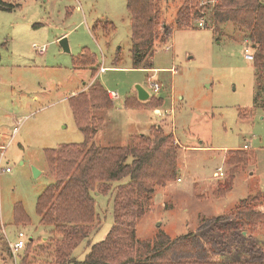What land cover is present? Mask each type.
Listing matches in <instances>:
<instances>
[{
    "label": "rangeland",
    "instance_id": "374dc122",
    "mask_svg": "<svg viewBox=\"0 0 264 264\" xmlns=\"http://www.w3.org/2000/svg\"><path fill=\"white\" fill-rule=\"evenodd\" d=\"M1 1L9 9H0V264L54 259L58 236L36 212L37 197L54 181L45 150L84 140L69 98L88 95L95 82L111 105L90 110L97 129L92 142L132 146L159 126L177 145L176 178L156 187L149 201L139 200L136 237L194 234L217 243L214 260L249 261L258 249L264 259V219L231 231L220 228L234 222L247 197L264 218V106L254 103L259 81L264 86V68L244 58L245 50L253 56V49L243 30L215 22L211 10L218 0H190L195 6L185 28L175 25L185 0H154L158 34L148 59L151 69L133 68L125 0ZM200 19L203 28L197 26ZM61 38L69 52L62 51ZM84 52L88 62L94 60L88 66L81 63ZM151 83L160 85L157 94ZM136 85L149 98L139 100ZM160 98L162 104L150 105ZM229 176V191L214 194ZM125 181L94 194L96 228L72 252L75 262L105 238L113 223L115 186ZM15 206L26 222H15ZM17 232L31 241L14 259L2 241L14 243Z\"/></svg>",
    "mask_w": 264,
    "mask_h": 264
},
{
    "label": "trees",
    "instance_id": "16d2710c",
    "mask_svg": "<svg viewBox=\"0 0 264 264\" xmlns=\"http://www.w3.org/2000/svg\"><path fill=\"white\" fill-rule=\"evenodd\" d=\"M125 3L131 25L133 68L151 69L148 59L153 54L158 34L154 0H125ZM194 6L190 0H185L177 11L176 27H189L190 12ZM213 8L211 11L216 23L231 22L245 32L252 45L254 67L258 70L264 68V1L218 0ZM0 9H9V6L0 0ZM87 56L88 52L82 54L83 66L94 62H88ZM105 92L95 82L88 95L79 93L69 98L74 120L84 140L45 150L54 181L45 187L36 202L40 223L48 225L51 232L58 236L55 238L54 259L31 263L23 257L19 264H264L259 249L253 259L245 262L214 260L212 254L217 251V243L205 236L186 234L172 239L161 231L153 240L136 237L135 217L142 210L139 200L145 197V201H149L156 187H163L176 178L177 145L171 134L165 133L159 126L151 127V136H141L139 142L132 146H101L92 142L97 129L92 123L90 110L109 108L111 101ZM263 92V83L259 81L254 94L256 105L264 106ZM159 104H162L161 98L151 99V106ZM98 121L101 120L96 119V123ZM124 178L127 181L115 186L111 228L103 240L89 246L82 262H75L72 252L96 228L94 194L107 193L111 183ZM229 178L221 183L214 194L223 195L229 191ZM249 198L240 201L234 222L223 224L220 227L222 232L224 229L231 231L253 225L264 219L262 214L250 208ZM135 207L139 208L137 213L132 211ZM225 219L228 216L218 218L220 221ZM14 220L17 223L27 221L19 206L14 208ZM29 241L22 249L30 248ZM2 245L10 251L9 242L6 244L2 241Z\"/></svg>",
    "mask_w": 264,
    "mask_h": 264
},
{
    "label": "built area",
    "instance_id": "2783aa9c",
    "mask_svg": "<svg viewBox=\"0 0 264 264\" xmlns=\"http://www.w3.org/2000/svg\"><path fill=\"white\" fill-rule=\"evenodd\" d=\"M201 3V2H200ZM204 5V3H201ZM197 26L200 28H203L204 24L202 22V20L200 19L197 23ZM244 58L247 59V60H252V55L250 53H248V50H245V53H244ZM104 68L101 67L100 70H103ZM151 88L153 90V92L155 94L158 93L159 89H160V85L157 84V83H151ZM108 95L110 98H115L117 97V94L114 93V92H108ZM154 112L156 114H160L159 110L155 109ZM246 147V146H245ZM4 172H8L9 171V168L8 167H5L3 169ZM218 171H219V174L222 175L221 171H220V168H218ZM27 240L25 239V236L22 232H17L16 234V240L14 243H9V249H10V252L13 256V258L15 259V256H16V253L21 250L25 244H26Z\"/></svg>",
    "mask_w": 264,
    "mask_h": 264
},
{
    "label": "water",
    "instance_id": "95a60500",
    "mask_svg": "<svg viewBox=\"0 0 264 264\" xmlns=\"http://www.w3.org/2000/svg\"><path fill=\"white\" fill-rule=\"evenodd\" d=\"M58 42L63 52H69L68 44L65 38H61ZM136 91L139 100H145L149 98L148 93L140 85H136ZM37 173L38 172L35 171L34 175H37Z\"/></svg>",
    "mask_w": 264,
    "mask_h": 264
}]
</instances>
